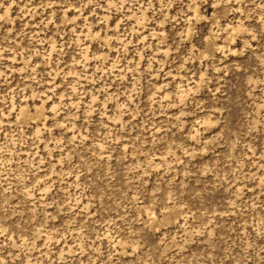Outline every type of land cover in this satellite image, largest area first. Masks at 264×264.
I'll return each instance as SVG.
<instances>
[{
    "label": "rangeland",
    "instance_id": "374dc122",
    "mask_svg": "<svg viewBox=\"0 0 264 264\" xmlns=\"http://www.w3.org/2000/svg\"><path fill=\"white\" fill-rule=\"evenodd\" d=\"M0 264H264V0H0Z\"/></svg>",
    "mask_w": 264,
    "mask_h": 264
}]
</instances>
